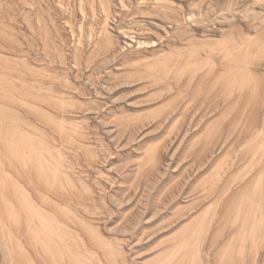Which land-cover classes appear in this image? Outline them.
Returning <instances> with one entry per match:
<instances>
[{
    "label": "rangeland",
    "instance_id": "374dc122",
    "mask_svg": "<svg viewBox=\"0 0 264 264\" xmlns=\"http://www.w3.org/2000/svg\"><path fill=\"white\" fill-rule=\"evenodd\" d=\"M5 264H264V0H0Z\"/></svg>",
    "mask_w": 264,
    "mask_h": 264
},
{
    "label": "built area",
    "instance_id": "2783aa9c",
    "mask_svg": "<svg viewBox=\"0 0 264 264\" xmlns=\"http://www.w3.org/2000/svg\"><path fill=\"white\" fill-rule=\"evenodd\" d=\"M0 264H5V262L2 259V253H1V251H0Z\"/></svg>",
    "mask_w": 264,
    "mask_h": 264
}]
</instances>
